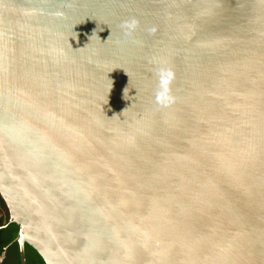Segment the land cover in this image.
<instances>
[{
    "label": "water",
    "instance_id": "obj_1",
    "mask_svg": "<svg viewBox=\"0 0 264 264\" xmlns=\"http://www.w3.org/2000/svg\"><path fill=\"white\" fill-rule=\"evenodd\" d=\"M0 204L20 264H264V0H0Z\"/></svg>",
    "mask_w": 264,
    "mask_h": 264
},
{
    "label": "trees",
    "instance_id": "obj_2",
    "mask_svg": "<svg viewBox=\"0 0 264 264\" xmlns=\"http://www.w3.org/2000/svg\"><path fill=\"white\" fill-rule=\"evenodd\" d=\"M4 217H0V225H3ZM18 228L14 224H9L0 229V256L3 260L0 264H20L18 246L14 242ZM26 264H44L38 254L28 245H25Z\"/></svg>",
    "mask_w": 264,
    "mask_h": 264
},
{
    "label": "flooded vegetation",
    "instance_id": "obj_3",
    "mask_svg": "<svg viewBox=\"0 0 264 264\" xmlns=\"http://www.w3.org/2000/svg\"><path fill=\"white\" fill-rule=\"evenodd\" d=\"M0 206H1V204H0ZM0 214H1L0 217L3 216L2 213H1V211H0ZM4 222H5V218H4ZM2 260H3V258L0 259V263L2 262Z\"/></svg>",
    "mask_w": 264,
    "mask_h": 264
},
{
    "label": "built area",
    "instance_id": "obj_4",
    "mask_svg": "<svg viewBox=\"0 0 264 264\" xmlns=\"http://www.w3.org/2000/svg\"><path fill=\"white\" fill-rule=\"evenodd\" d=\"M3 258V254L0 256V259H2Z\"/></svg>",
    "mask_w": 264,
    "mask_h": 264
}]
</instances>
